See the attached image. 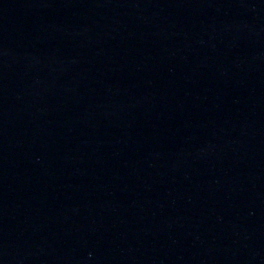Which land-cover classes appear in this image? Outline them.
<instances>
[{
  "label": "water",
  "instance_id": "95a60500",
  "mask_svg": "<svg viewBox=\"0 0 264 264\" xmlns=\"http://www.w3.org/2000/svg\"><path fill=\"white\" fill-rule=\"evenodd\" d=\"M0 264H264V0H0Z\"/></svg>",
  "mask_w": 264,
  "mask_h": 264
}]
</instances>
